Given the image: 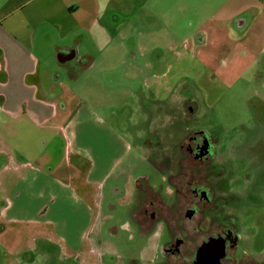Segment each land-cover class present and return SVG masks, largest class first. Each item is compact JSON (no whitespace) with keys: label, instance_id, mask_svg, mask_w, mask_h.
<instances>
[{"label":"rangeland","instance_id":"1","mask_svg":"<svg viewBox=\"0 0 264 264\" xmlns=\"http://www.w3.org/2000/svg\"><path fill=\"white\" fill-rule=\"evenodd\" d=\"M99 1L104 40L98 45L90 32L66 40L52 35V43L78 49L67 64L53 59L55 74H61L69 95H76L74 102L93 107L121 134L130 147L128 158L140 157L135 174L146 173L153 185H160L166 172L155 164L162 166L169 155L175 168L179 144L189 132L211 136L220 172L213 183L227 202L220 206L221 218L238 233V258L264 264V58L256 57L264 41V0H250L258 3L245 10L249 29L234 33L226 17L217 26L207 19L230 15L238 0ZM191 102L195 110L187 114L184 104ZM60 152L57 144L53 154ZM110 203L108 194L91 234L95 256L102 257L98 264H140L136 260L148 242L129 229L117 233L127 213L120 207L115 212ZM6 228L0 264H96L88 250L80 259L50 247L31 228ZM146 253L152 260L151 249Z\"/></svg>","mask_w":264,"mask_h":264},{"label":"crops","instance_id":"2","mask_svg":"<svg viewBox=\"0 0 264 264\" xmlns=\"http://www.w3.org/2000/svg\"><path fill=\"white\" fill-rule=\"evenodd\" d=\"M257 3L238 0L230 15L214 14L207 22L218 25L226 17L222 21L229 25L230 33L248 30L251 18L245 10ZM0 5V226H5L0 233L2 241L8 236L6 227L23 225L50 247L58 246L80 259L88 250L98 264L102 257L95 256L91 234L110 194L114 205L110 203L109 207L115 212L120 207L127 213L116 227L117 233L131 230L145 239L148 249L135 260L154 264L160 254V232L140 234L130 217V210L139 199V181L153 185L151 177L135 174L140 157L136 156L135 162L134 156L128 158L130 147L121 134L110 122L100 120L93 107L74 102L76 95H69L61 74L53 70L55 57L60 65L67 64L78 56V49L52 43V35L66 40L77 32H90L95 42H100L98 45L102 43L105 28L100 1L2 0ZM73 50V60L59 61V55ZM262 56L264 41L256 57ZM68 73L73 76L71 71ZM57 144L61 149L59 157L53 154ZM33 248L37 250L38 246ZM149 249L153 253L150 261L146 255Z\"/></svg>","mask_w":264,"mask_h":264},{"label":"flooded vegetation","instance_id":"3","mask_svg":"<svg viewBox=\"0 0 264 264\" xmlns=\"http://www.w3.org/2000/svg\"><path fill=\"white\" fill-rule=\"evenodd\" d=\"M184 108L187 114L195 110L192 102ZM162 158V166L154 164L161 173L166 171L160 182L164 187L140 180L139 199L130 210L140 234L160 232L163 238L154 264H260L250 257L238 258V233L221 218L220 206L227 202L213 183L220 175L214 139L189 132L179 144L175 168L172 157Z\"/></svg>","mask_w":264,"mask_h":264},{"label":"water","instance_id":"4","mask_svg":"<svg viewBox=\"0 0 264 264\" xmlns=\"http://www.w3.org/2000/svg\"><path fill=\"white\" fill-rule=\"evenodd\" d=\"M76 56V51H72V53H69L67 55H59L58 59L61 63H65V62H69L71 60H73Z\"/></svg>","mask_w":264,"mask_h":264}]
</instances>
